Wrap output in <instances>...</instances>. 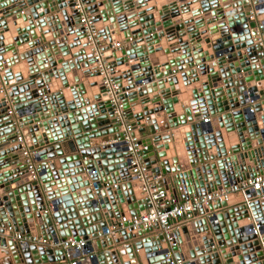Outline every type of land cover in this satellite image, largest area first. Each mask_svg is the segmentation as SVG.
<instances>
[{"label": "water", "instance_id": "water-1", "mask_svg": "<svg viewBox=\"0 0 264 264\" xmlns=\"http://www.w3.org/2000/svg\"><path fill=\"white\" fill-rule=\"evenodd\" d=\"M0 1V99L11 100L0 107V259L11 251L14 264H264V196L254 189L196 208L202 217L177 229L98 237L115 219L152 211L124 125L156 187L181 202L264 173V0H82L80 8L25 0L17 9ZM19 132L24 141L5 148ZM12 229L87 244L65 250L15 239ZM130 243L136 252L126 255Z\"/></svg>", "mask_w": 264, "mask_h": 264}, {"label": "built area", "instance_id": "built-area-1", "mask_svg": "<svg viewBox=\"0 0 264 264\" xmlns=\"http://www.w3.org/2000/svg\"><path fill=\"white\" fill-rule=\"evenodd\" d=\"M76 7H84L82 0H77ZM257 15L254 11H251L250 18L252 20L256 19ZM82 25L85 27L88 38L90 40V45L93 43L97 44L96 34L97 30L95 28L94 22L87 11H84L80 19ZM262 28V25H259ZM115 46L120 47V43H116ZM94 47V46H93ZM97 47V46H96ZM96 57L99 59V66L105 70L107 73V82L111 83V88L115 89L116 85L113 84V78L109 73L108 66L102 62V52L100 48L97 47ZM264 97V95H263ZM206 121L209 118L205 119ZM123 130H125V139L128 142V152L132 155V173L143 181L144 191L148 194V203L151 205L152 211L150 209L141 211L140 214L123 216L119 219L113 221L112 226L107 228L105 231H99L98 237L105 239L109 236L120 232L122 229L128 227V229H138L141 227H149L159 224L164 230L170 231L172 228V219H186L190 220L193 217L194 210L198 207L209 206L211 203L216 201L227 200L230 196L237 193H245L249 189H254L261 191V196H264V173L257 175L254 178H249L243 180L242 182L233 184L229 187H223L221 189L212 191L204 195H197L184 202L178 201L177 198L169 197L164 189H158L156 187L155 179L148 176L146 172V167L142 163V154L139 145L136 143V138L131 136V126L124 125ZM18 140L23 142L22 136H18ZM33 152L27 147L22 149V155L26 159L29 166V171L31 174L36 175L39 170L36 167ZM126 222H130L131 225L125 226ZM257 232V231H256ZM16 238L21 241H28L31 243L40 244H50V246L55 248L69 249L74 247L76 249H81L87 244L85 239H76L74 237L67 238L65 240H59L57 242H48L41 236H26L20 233L16 234ZM185 260L181 259L173 262V264H185ZM75 262L73 261L72 264Z\"/></svg>", "mask_w": 264, "mask_h": 264}, {"label": "crops", "instance_id": "crops-1", "mask_svg": "<svg viewBox=\"0 0 264 264\" xmlns=\"http://www.w3.org/2000/svg\"><path fill=\"white\" fill-rule=\"evenodd\" d=\"M8 1V4L9 5H18V4H20L22 1H25V0H19V2H11L10 0H7ZM0 2H2V1H0ZM4 2V1H3ZM24 3V2H23ZM9 5L7 6V7H9ZM4 8H6L5 6H4ZM17 8H19L18 6H16V9ZM254 11V10H253ZM255 12V11H254ZM256 13V15H257V11L255 12ZM1 14H4V13H1ZM89 14V13H88ZM258 19V16L256 17V20ZM250 37V35H246V36H241V37H238V39L236 38L235 40H247V38H249ZM34 63H35V60H34ZM26 69V71H27V73L28 74H30L29 72H28V70H27V68H25ZM27 93H32V91H29V92H27ZM26 93V94H27ZM1 101H0V107H5L7 104H9L10 102H11V100L10 101H4L3 100V98H1L0 99ZM207 116V115H206ZM210 116V115H209ZM208 116V118H210ZM207 118V117H206ZM264 120V119H263ZM263 120H260L259 121V117H258V122H257V124H258V126H260V127H263L264 126V124H263ZM7 127V126H6ZM6 127H4V128H2V127H0V141L3 139V137H5V136H7V134H6ZM13 134H15V132L13 133ZM47 134H48V136H50V137H52L53 136V133H51V131L50 130H48L47 131ZM19 136H22L23 137V139H24V136H23V134H22V132H19ZM115 138H116V136L115 135H110V136H105L104 138H103V140H105V141H113V140H115ZM20 144V141L19 140H17V141H11L10 143H8V144H6L5 145V148H9L10 150H13V148H14V146L15 145H19ZM1 152V151H0ZM21 155H22V153H20ZM22 157H23V155H22ZM23 159H24V157H23ZM34 159V161H35V164H37V161L35 160V158H33ZM13 170H15V169H13ZM17 174H19V173H17ZM109 177V176H108ZM106 185V184H105ZM67 187V186H66ZM65 187V188H66ZM236 197H237V199H240V198H242L243 197V195H244V193H237V194H234ZM110 198H111V196H109ZM178 201H180V198L178 197ZM112 202V201H111ZM202 216H196L195 215V213H193V217L191 218V219H199V218H201ZM174 219H172V228H174V229H177V227L178 226H181L182 224H184V223H186L187 221H189V220H186V219H182V220H179V219H177V221H173ZM37 229L38 230H40V228H39V226L37 227ZM163 229V228H162ZM164 230V229H163ZM10 234H14V238L15 239H17L16 238V232H14L13 231V229L12 230H10ZM108 238H112L114 241H122V240H124V237L122 236V234H121V231L120 232H117V233H115L114 235H112V236H109ZM129 243V242H128ZM48 245H50L49 243H48ZM104 246H106V244L104 245ZM106 249H108V247L106 246L105 247ZM146 248L148 249V250H152L154 247L153 246H151V245H149V244H146ZM145 249V248H144ZM0 250H1V247H0ZM121 250H125L126 251V255H130V254H133L132 252H136L135 250H134V248L132 247V243H130V244H128V245H126V246H122L121 247ZM8 254L9 255H7L6 257H3V258H1L0 259V264H6V263H10V264H14L15 263V256L13 255V253L11 252V251H8ZM74 261V259L72 260V259H69V258H67V262H69V263H72Z\"/></svg>", "mask_w": 264, "mask_h": 264}, {"label": "bare ground", "instance_id": "bare-ground-1", "mask_svg": "<svg viewBox=\"0 0 264 264\" xmlns=\"http://www.w3.org/2000/svg\"><path fill=\"white\" fill-rule=\"evenodd\" d=\"M85 28V27H84ZM86 30V29H85Z\"/></svg>", "mask_w": 264, "mask_h": 264}]
</instances>
